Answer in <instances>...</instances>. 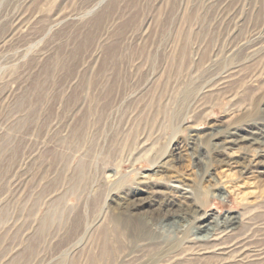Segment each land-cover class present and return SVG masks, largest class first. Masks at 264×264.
<instances>
[{"label": "rangeland", "instance_id": "374dc122", "mask_svg": "<svg viewBox=\"0 0 264 264\" xmlns=\"http://www.w3.org/2000/svg\"><path fill=\"white\" fill-rule=\"evenodd\" d=\"M98 1L0 0V264H115L125 254L176 264L190 243L174 249V232L156 224L166 186L138 214L119 204L144 174L197 187L201 213L244 214L250 245L264 251V173L239 169L264 156L235 145L212 153L223 199L189 145L216 126L264 125V50H254L264 0ZM111 168L123 178L106 177ZM113 221L131 224L112 235Z\"/></svg>", "mask_w": 264, "mask_h": 264}, {"label": "bare ground", "instance_id": "6f19581e", "mask_svg": "<svg viewBox=\"0 0 264 264\" xmlns=\"http://www.w3.org/2000/svg\"><path fill=\"white\" fill-rule=\"evenodd\" d=\"M104 1L105 0H99L98 2ZM66 17V14L56 16L54 25H60L64 22ZM21 29L22 27L19 28V30ZM254 50H264V39ZM78 131L79 132L76 136L77 138H81V133L83 132L82 128H79ZM208 139L209 140L207 141L203 139L199 140V136H196V138L190 140L189 143L191 144L189 145H191L190 147L193 150L191 156L195 159L196 165L199 166L197 169L199 175L205 180L214 182H210L208 185L210 194L217 197L220 196L224 199L225 191L223 192L220 185L215 182V178H213L209 168L211 160H207L210 159L213 152L223 153L226 150L233 148L234 145L246 150L251 149L255 157L264 156V125L262 124L257 127L250 126L248 128L242 125L226 127L216 126L208 134ZM137 149L139 151L142 150L141 146H138ZM202 149L205 150L203 151ZM169 152L168 145L160 160L169 157ZM133 154L135 153H132L131 157L135 162L141 161V155L134 156ZM160 160L157 161L154 159V161H152L154 167L151 170L154 172L163 171L161 168H157L159 162H161ZM236 162L237 161H229L231 164ZM203 163L204 166L202 167ZM255 163V165H251L252 163L249 162L241 165L239 168L240 172L257 174L264 173V160H258ZM106 177H114L117 180L123 178L120 171L116 168H111L108 174L106 172ZM165 186L167 194H163L164 198L159 202L158 207H156V212L154 213V216H156L155 219L157 220L156 224L161 225L166 231L174 232L171 236L175 239L172 244L174 249L182 247L185 242L190 243L188 249H184L173 256V260L176 264H206L201 262L203 259H207L211 256H218L219 260L208 264H230L232 262L259 264L264 261V251L255 249L256 247L253 248V246L250 245L251 241L249 235L244 230L245 228L243 229L244 214L236 215L227 213L222 217H218L217 215L209 216L206 212L202 211L203 213H201L199 210H195L192 208L193 206H191V198H193L192 196L197 195L199 190L197 187L189 188L188 184L182 183L181 181L179 182V180L176 178L174 179V177L170 181L153 180L149 174H144L138 179L134 189L126 193V196L120 201L122 203L119 204H122L121 207L127 216L138 214L145 207L149 206L150 197L155 196L157 193L164 192L162 189L165 188ZM217 191L220 192L218 193ZM145 192L147 194L143 195ZM105 219L106 212L102 213V215L97 218L94 226L103 224ZM130 224V222L113 221L109 231L114 235V233L117 232L118 227L121 228L124 225L128 226ZM147 224L146 233L155 234L153 231L155 227L149 223ZM135 226L140 231H144L141 221L135 224ZM92 227H89L88 231H92ZM238 230H241L242 232H239ZM187 232H189V235ZM112 238L110 241L107 240V253H111V251L113 252V248H111ZM82 239L83 238L79 239L81 244ZM191 241L195 245L193 248H191ZM166 247L171 248V244H168ZM127 255L128 254L121 256L119 261H116L115 264H145L152 257L151 255L145 254L140 256L136 261L129 262ZM167 264L171 263L168 261Z\"/></svg>", "mask_w": 264, "mask_h": 264}]
</instances>
